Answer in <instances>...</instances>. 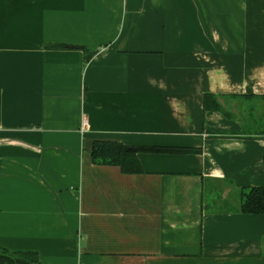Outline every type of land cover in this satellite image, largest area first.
I'll list each match as a JSON object with an SVG mask.
<instances>
[{
    "label": "crops",
    "instance_id": "1",
    "mask_svg": "<svg viewBox=\"0 0 264 264\" xmlns=\"http://www.w3.org/2000/svg\"><path fill=\"white\" fill-rule=\"evenodd\" d=\"M263 108L264 0H0V247L264 264L239 194L264 185ZM96 139L193 150L124 173L92 162Z\"/></svg>",
    "mask_w": 264,
    "mask_h": 264
},
{
    "label": "trees",
    "instance_id": "2",
    "mask_svg": "<svg viewBox=\"0 0 264 264\" xmlns=\"http://www.w3.org/2000/svg\"><path fill=\"white\" fill-rule=\"evenodd\" d=\"M52 50L67 49V46L50 45ZM80 49L81 48H77ZM94 53L87 56L89 60ZM205 107L219 108L215 98L205 95ZM193 149L171 146L128 145L114 140L96 139L92 142L90 155L94 164L118 166L124 173H139L138 153L187 152ZM240 211L243 213H264V185L244 187L240 191ZM0 264H41L35 252L10 251L0 247Z\"/></svg>",
    "mask_w": 264,
    "mask_h": 264
},
{
    "label": "built area",
    "instance_id": "3",
    "mask_svg": "<svg viewBox=\"0 0 264 264\" xmlns=\"http://www.w3.org/2000/svg\"><path fill=\"white\" fill-rule=\"evenodd\" d=\"M82 128H83V129L85 128V121L83 122Z\"/></svg>",
    "mask_w": 264,
    "mask_h": 264
},
{
    "label": "rangeland",
    "instance_id": "4",
    "mask_svg": "<svg viewBox=\"0 0 264 264\" xmlns=\"http://www.w3.org/2000/svg\"><path fill=\"white\" fill-rule=\"evenodd\" d=\"M262 111H264V108L263 109H261Z\"/></svg>",
    "mask_w": 264,
    "mask_h": 264
}]
</instances>
